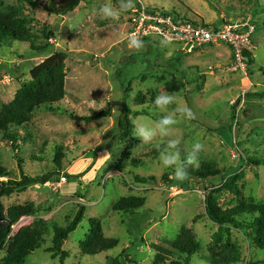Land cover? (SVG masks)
<instances>
[{
  "label": "rangeland",
  "instance_id": "rangeland-1",
  "mask_svg": "<svg viewBox=\"0 0 264 264\" xmlns=\"http://www.w3.org/2000/svg\"><path fill=\"white\" fill-rule=\"evenodd\" d=\"M102 2L115 4V0H87L74 12L53 20L43 9L34 10L18 0H0V11L15 8L30 19L38 45L47 42L42 35L46 24H52L54 33L47 53L34 52L27 43L0 45V111L14 99L21 84L31 79L37 64L57 52L67 57L66 96L55 105L60 113L42 107L26 128L12 127L10 137L12 133L18 137L16 151L9 135L0 134V162L17 180L22 172L32 178L57 172L56 148L62 147L64 154L60 176L3 198L5 209L29 203L36 208L35 214L13 226L11 236L36 220L48 223L49 232L40 248L24 264H114L120 255L123 260L129 256L135 264H151L153 244L174 241L185 230L201 246L192 264H208L219 227L205 212L207 189L240 174L242 198L264 203V0H134V8L122 13L119 20L99 17L94 9ZM143 8L211 27L222 21L236 22L241 33L253 26V63L242 69L226 44L190 51V44L171 39L163 44L164 37L155 33L142 38L141 50L130 49L127 39ZM173 82L179 84V90L166 88ZM161 93L177 98L169 110L180 106L194 113L193 119L178 117L172 133L181 138V159L187 156L186 148L198 141L204 147L193 169L209 162L222 175L206 180L187 175L178 181L174 168H164L158 161L167 138L157 136L142 143L133 131L127 140L119 139L118 119L124 101L133 112L144 113L130 116L134 125L143 120L155 124L160 113L153 101ZM106 110L110 113L91 123L72 120L65 113L92 116ZM101 146L109 147L96 152ZM257 161L260 164H254ZM63 174L78 178L68 181ZM136 177L154 180L140 183ZM132 196L145 198V206L134 214L113 211L117 201ZM236 203L237 197L229 191L218 199L223 208ZM81 205L86 207L85 218L65 242L63 249L70 255L61 263L49 251L54 226H67ZM92 219L101 221L107 238L119 241L115 249L96 256L82 253ZM230 231L239 253L234 264H264V250L255 247L246 230L232 227ZM6 253V249L0 253V264Z\"/></svg>",
  "mask_w": 264,
  "mask_h": 264
},
{
  "label": "trees",
  "instance_id": "trees-1",
  "mask_svg": "<svg viewBox=\"0 0 264 264\" xmlns=\"http://www.w3.org/2000/svg\"><path fill=\"white\" fill-rule=\"evenodd\" d=\"M20 3H27L34 10L43 9L49 17H61L77 10L82 3L87 0H18ZM152 13L150 10H146ZM153 14V13H152ZM176 19V18H175ZM55 20V19H53ZM189 21V20H187ZM226 22V21H225ZM223 21L219 26L223 25ZM30 19L23 17L20 11L11 8L6 11H0V45L13 42L30 44V48L37 53H47L50 50L48 42L54 37L52 24H46L42 35L47 40L46 43L38 45V38L29 27ZM149 38L144 36L143 38ZM147 40V39H145ZM246 63L252 61V55L249 51L244 52ZM66 55L63 52H57L50 56L47 60L37 64L31 70V79L21 84L15 93L14 99L5 105L0 111V134L7 133L9 138L13 140L12 147L17 150L15 143L17 142L16 133H12L10 137V129L26 128L32 121L35 112L42 107L48 108L49 111L60 113L55 109V105L61 103L66 96V79L67 65ZM180 86H182L180 84ZM169 91L179 90V84L176 82L167 84ZM198 89H200L198 87ZM69 118L75 121L91 123L103 119L110 110L92 116H77L69 112H65ZM143 112H133L124 101L121 115L118 119V127L120 130L119 139L122 141L131 137L135 125L132 123L130 116H142ZM115 137V138H118ZM109 146H101L96 149L100 152L108 149ZM16 159L19 158L15 155ZM64 154L62 147L56 148L55 164L57 172L32 178L22 172L20 180L12 178L10 171L0 162V253L7 250L6 256L2 264H24L28 256L33 254L40 248L42 238L49 232L48 223L44 220H36L34 224L22 227L15 236H11L12 228L18 224L22 218L35 214V204L16 205L9 209H5L3 198L9 197L15 193L26 191L32 185L45 184L53 180L54 175L60 176L63 170ZM21 163V162H20ZM254 164H260L259 161ZM66 175V179L71 181L77 179L78 176ZM187 175L197 180H206L222 175V171L212 163H202L196 170L192 166L187 167ZM166 177V176H165ZM167 178V177H166ZM242 178L239 175H232L225 178L224 184L221 186L207 189L205 193V212L208 218L219 229L215 234V247L211 249L212 256L208 260V264H234L238 260L237 249L231 242V228L246 230L248 238L252 240L255 247L264 250V203L245 201L243 190L238 185V181ZM137 182L149 183L154 178L136 177ZM231 192L237 197L238 203L228 208H223L218 204L220 194ZM146 204V199L142 197H123L117 201L112 209L114 212L134 214ZM86 207L81 205L74 219L65 227L54 226V236L52 239V247L50 252L53 259L59 258L61 263L69 257V252L63 249L65 242L70 235L76 231L78 226L85 218ZM90 235L81 244L82 253L86 256H96L100 253L115 249L119 241L115 238H107L103 233L102 223L98 219L90 220ZM200 243L196 238L187 235L185 230L174 241H163L153 244L152 249L155 252V258L151 264H192V258L199 252ZM129 256H118L114 260V264H135ZM137 264V263H136Z\"/></svg>",
  "mask_w": 264,
  "mask_h": 264
},
{
  "label": "clouds",
  "instance_id": "clouds-1",
  "mask_svg": "<svg viewBox=\"0 0 264 264\" xmlns=\"http://www.w3.org/2000/svg\"><path fill=\"white\" fill-rule=\"evenodd\" d=\"M134 8V0H115V4L102 2L94 11L103 20H119L122 13H126ZM170 38L165 36L162 43L169 44ZM127 45L130 49L141 50L144 41L136 33L129 34ZM176 96L169 93L157 95L153 101L155 109L160 115L155 124L150 120L135 122L134 135L147 143L157 136L167 138L166 145L160 151L158 161L164 168H174V176L178 181H182L187 176V167L195 166L198 163L199 153L203 149V144L195 142L190 149L186 148L187 156L182 160L179 145L181 138L173 136L174 126L179 123V118L193 119L194 113L190 108L177 106L169 110V106L176 103ZM179 117V118H178ZM159 148L160 145H157Z\"/></svg>",
  "mask_w": 264,
  "mask_h": 264
},
{
  "label": "built area",
  "instance_id": "built-area-1",
  "mask_svg": "<svg viewBox=\"0 0 264 264\" xmlns=\"http://www.w3.org/2000/svg\"><path fill=\"white\" fill-rule=\"evenodd\" d=\"M139 18L134 19V33L143 38L155 33L162 37L168 36L177 43L190 44L189 50L205 47L206 45L226 44L233 53L234 60L242 69L245 68V51H253L251 35L255 30L253 26L249 31L241 33L240 26L236 22H224L219 27L198 25L191 21H179L168 14L161 15L146 12L143 8Z\"/></svg>",
  "mask_w": 264,
  "mask_h": 264
},
{
  "label": "crops",
  "instance_id": "crops-1",
  "mask_svg": "<svg viewBox=\"0 0 264 264\" xmlns=\"http://www.w3.org/2000/svg\"><path fill=\"white\" fill-rule=\"evenodd\" d=\"M176 20H179V21H185V20H182V19H180V18H176ZM209 26V25H208ZM206 46H212V45H206ZM202 48H204V47H202ZM202 48H198V49H202ZM230 49V48H229ZM231 50V49H230ZM230 52H232V50L230 51ZM232 55H233V53H232ZM233 58H234V56H233Z\"/></svg>",
  "mask_w": 264,
  "mask_h": 264
}]
</instances>
